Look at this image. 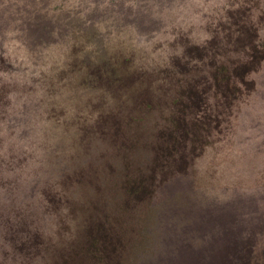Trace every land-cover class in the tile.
<instances>
[{
	"label": "rangeland",
	"instance_id": "374dc122",
	"mask_svg": "<svg viewBox=\"0 0 264 264\" xmlns=\"http://www.w3.org/2000/svg\"><path fill=\"white\" fill-rule=\"evenodd\" d=\"M0 264H264V0H0Z\"/></svg>",
	"mask_w": 264,
	"mask_h": 264
}]
</instances>
